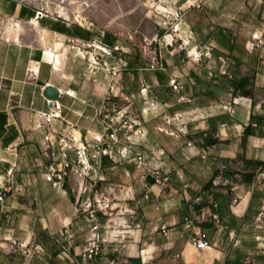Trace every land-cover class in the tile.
I'll return each instance as SVG.
<instances>
[{"label": "crops", "instance_id": "crops-1", "mask_svg": "<svg viewBox=\"0 0 264 264\" xmlns=\"http://www.w3.org/2000/svg\"><path fill=\"white\" fill-rule=\"evenodd\" d=\"M179 1L185 0L168 3ZM198 1L207 13L214 8L215 26L194 30L186 21L194 8L189 9L176 37L181 55L166 45L172 55L167 64L142 72L126 68V51L135 52V45L117 33L102 30L94 36L92 28L70 25L56 31L57 20L50 33L41 28L35 6L0 0V17L16 21L6 30L15 36H0V113L6 116L0 121V264H264V181L250 178L235 203L227 189H217V222L207 210L214 154L264 165V0H245L249 8L241 20L232 15L228 23L220 15L227 0ZM255 10L257 19L251 15ZM28 21L34 28L21 30ZM78 41L119 44L122 52L104 58L106 66H95L90 61L97 51L89 47L80 57L74 49ZM195 52L203 55L199 61L193 59ZM244 79L253 84L250 93L237 90ZM46 86L60 92L63 118L50 122L57 136L71 123L92 144L93 155L96 135L107 128L99 110L109 102L123 105L140 119L143 135H133L135 150L147 156L149 169L171 177L159 184L149 169L143 173L132 164H118L124 168L119 178L132 181L133 206L118 210L123 223L116 228L122 234L100 237L96 257L87 247L112 225L95 231L77 209L68 179L66 189H59L44 177L48 158L37 113L49 111ZM174 113H182V121L167 124L165 117ZM181 122L185 127L179 136L164 130ZM248 128L252 132L245 139ZM202 149L211 155L204 158ZM93 162L98 168L93 174L103 180L117 165L104 155ZM181 237H203L209 245H176Z\"/></svg>", "mask_w": 264, "mask_h": 264}, {"label": "built area", "instance_id": "built-area-1", "mask_svg": "<svg viewBox=\"0 0 264 264\" xmlns=\"http://www.w3.org/2000/svg\"><path fill=\"white\" fill-rule=\"evenodd\" d=\"M150 2L155 3V9L159 5L166 7L165 12L159 13V27L164 32L165 44L167 46L170 45L171 47L175 42L174 37H177L178 32H180L179 27L182 24L187 11L191 8L202 7V2L198 0H185L182 4H179V1L173 5H170L168 0H150ZM39 17H43V13L37 11L36 19ZM6 20L10 19L0 17V30L3 26L1 24H4ZM76 20L79 22L78 17ZM167 35L174 36L171 42L167 41ZM89 47L93 48L94 51L98 50V53L93 56V60L90 61L95 66H98L101 63V59L105 57L113 58L115 52H122L119 44L111 47L103 43H93L90 45L82 41L75 43L74 49L80 57H83L84 51L82 50H88L87 48ZM48 51L50 52L51 49ZM202 56L201 53H197L193 56V59L199 61ZM106 65L107 63L104 62V66ZM170 84L175 90L179 88L176 79H172ZM64 93L74 96L72 90H66ZM48 106V112L37 113L39 127L43 130L41 148L45 156L48 158V162L44 169V177L47 181L51 182L54 187L59 189H66V182L68 179L69 190L75 196L77 209L82 207L85 212L89 211L91 220H94L96 212L98 210H104V208L108 207L110 204L109 201H104L99 203L98 207H94L93 205L92 194L93 192H97L94 188L100 181H103L101 176L96 177L94 175L98 168L93 162V157L104 155L110 158H115L114 156H116L120 161H127L129 159L137 169H143L144 171L149 169L147 156L143 152L135 150L134 145L136 143L135 141H132L130 134L143 135V131L140 129V119L135 113L124 111V109H120L116 103L109 102L107 109H100L98 112V114L106 121L107 128L104 132L96 135L95 147H97V152L91 155L89 147H91L92 144L83 140L81 134L78 137V130L76 129V126L71 123L66 122L64 126L65 129L68 128L66 133H61L59 136L56 135L51 129L50 122L56 118H63V107L59 100H48ZM109 106L112 107L111 110H109ZM182 119V113H174L171 116L165 117V121L168 124H173L174 120L182 121ZM184 127L185 123L181 122L175 124L173 129L164 130L171 135L179 136L180 133L184 131ZM191 144L192 142H189V145ZM201 153L204 158H208L211 155V152L208 149H202ZM213 160L216 163V171L211 178V186L208 192L210 203L207 210L210 218L217 222L218 214L214 212V210L218 208V204L214 199V193L216 190L227 189L235 192L240 187V183L247 174L260 171L262 170V167H253L242 158L225 159L215 154L213 155ZM148 171L155 178V182L159 184H165L171 178L167 174L164 175L158 168L149 169ZM0 185L3 186L2 181H0ZM145 196L148 197V194H145ZM0 199H2V196H0ZM83 199H85V206L82 203ZM236 201L237 200H235V202ZM103 204H105L106 207H103ZM92 224V228L95 231H98L101 227L99 224H94V222H92ZM98 239L99 236L88 245L87 253L90 257H96L101 252L100 243L97 241ZM187 243L194 244L198 249H205L209 245L203 237H181L175 241L176 245Z\"/></svg>", "mask_w": 264, "mask_h": 264}, {"label": "rangeland", "instance_id": "rangeland-1", "mask_svg": "<svg viewBox=\"0 0 264 264\" xmlns=\"http://www.w3.org/2000/svg\"><path fill=\"white\" fill-rule=\"evenodd\" d=\"M24 2L35 6L37 11L43 13V19L41 20V28L50 31L48 27H51V23L57 20L56 31H64L65 28L70 26H77L79 28H92L93 35H97L100 31L105 30L109 32H115L119 36L125 38V41L131 45H135V52L126 51L125 54L130 59L127 60L126 68L137 67L141 68L142 72L145 69L152 67H159L161 65H166V59L172 58L171 53H174L177 49L180 50V44L175 38V42L169 49L171 53L166 50V44L164 42V32L159 36L160 16L153 15V10L155 8V3H151L150 0H23ZM232 4V5H231ZM247 3L245 0H227V3L221 7L217 6L216 10L220 9L222 21L225 23L229 22V18L232 15H236L237 22L241 20V17L246 13ZM214 8H209V13L205 12L202 7L194 8L190 11L188 15V20L190 27L194 30H203L215 26L214 20L215 15L213 14ZM253 12V11H252ZM253 15L254 19L259 18V11L255 10ZM78 17L79 22L76 20ZM82 17V19H81ZM16 22L15 20H6L1 27L0 36L11 38L15 36L14 34H8L6 30ZM21 25V30L33 29L34 27L28 22ZM181 26V25H180ZM20 30V31H21ZM181 32V27H180ZM180 32H178L180 34ZM43 38V37H42ZM178 42V43H177ZM178 52V53H177ZM98 53V50L95 54ZM181 55L180 51H176V55ZM175 55V56H176ZM106 58V57H105ZM174 58V57H173ZM104 59V58H103ZM100 60L104 64V61ZM110 59V58H106ZM100 63V64H101ZM99 64V65H100ZM118 105V104H116ZM120 109H124L122 107ZM168 124V123H167ZM131 134L132 141H136L134 134ZM116 164L112 171L114 172L111 177L106 178V180L100 181L98 185L94 188L97 192H93L92 201L94 207H98V204L104 201H109V206L106 207L103 204L104 210H98L95 214V219L91 220L89 211L85 212L82 207H80L81 214L84 216V221L94 222V224H99L100 226L104 223L111 224L108 230L99 231V238L104 237L107 240L113 239L114 237L120 236L122 234L120 229H117L120 219L118 213L119 209H131L133 206V193L131 190L132 181L121 180L119 178L122 174L124 168L121 165L123 163L132 164L128 159L127 161H122L114 156ZM243 159V158H242ZM133 165V164H132ZM253 167H262V170L256 171L255 173L247 174L240 187H244L251 178V180L264 181V165L262 164H251ZM136 168V167H135ZM143 170V169H142ZM145 171L143 170V173ZM238 188L235 192L230 190L229 194L231 196L232 203L235 200H240L241 188ZM247 187V186H245ZM83 205L85 206V199H83ZM103 217H107L106 220ZM102 228V227H100ZM96 235V236H98ZM104 235V236H102ZM87 239H91L89 236ZM88 248V247H87Z\"/></svg>", "mask_w": 264, "mask_h": 264}, {"label": "trees", "instance_id": "trees-1", "mask_svg": "<svg viewBox=\"0 0 264 264\" xmlns=\"http://www.w3.org/2000/svg\"><path fill=\"white\" fill-rule=\"evenodd\" d=\"M253 87V84L250 79H244L240 84L237 85V90L242 93H250L251 89ZM248 88L249 90L247 92H244V90ZM0 121L5 122L6 116L4 113H0ZM252 131L248 128L245 134V139L248 134H250Z\"/></svg>", "mask_w": 264, "mask_h": 264}, {"label": "water", "instance_id": "water-1", "mask_svg": "<svg viewBox=\"0 0 264 264\" xmlns=\"http://www.w3.org/2000/svg\"><path fill=\"white\" fill-rule=\"evenodd\" d=\"M163 34V30L159 31V36ZM44 96L49 100H58L60 97V92L57 88L53 86H46L44 90ZM182 205H185V202L182 201Z\"/></svg>", "mask_w": 264, "mask_h": 264}, {"label": "bare ground", "instance_id": "bare-ground-1", "mask_svg": "<svg viewBox=\"0 0 264 264\" xmlns=\"http://www.w3.org/2000/svg\"><path fill=\"white\" fill-rule=\"evenodd\" d=\"M165 11H166V7L163 6V5H159L156 9L154 8V10H153V15L156 16V17H158L159 13H161V12H165ZM179 28H180V27H179ZM177 36H179V33H178ZM173 37H174L173 35H167L166 39H167L168 42H171V41L173 40ZM193 54H197V52H195V53H193ZM77 136H78V137L80 136L79 132H77ZM145 197H146V196H145ZM122 223H123L122 220L119 221V224H122Z\"/></svg>", "mask_w": 264, "mask_h": 264}]
</instances>
